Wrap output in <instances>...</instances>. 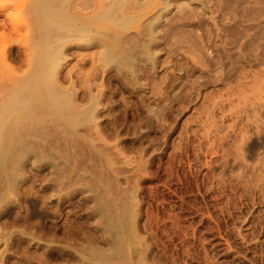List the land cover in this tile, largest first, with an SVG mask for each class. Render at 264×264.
<instances>
[{"label":"rangeland","instance_id":"1","mask_svg":"<svg viewBox=\"0 0 264 264\" xmlns=\"http://www.w3.org/2000/svg\"><path fill=\"white\" fill-rule=\"evenodd\" d=\"M164 21L166 46L142 86L98 81L102 136L87 181L60 188L51 168L27 166L0 212V264H94L122 233L134 251L108 264H264V0H177ZM22 55L9 65L26 70ZM67 58L65 83L80 89L93 65Z\"/></svg>","mask_w":264,"mask_h":264},{"label":"bare ground","instance_id":"2","mask_svg":"<svg viewBox=\"0 0 264 264\" xmlns=\"http://www.w3.org/2000/svg\"><path fill=\"white\" fill-rule=\"evenodd\" d=\"M10 1L12 0H0V3L6 2L4 6H0V212L8 207L12 193L26 181L29 164L33 165V171L51 168L54 177L52 180L59 182L58 187L65 183H77L78 186V183L87 181V174L94 171L91 168L96 162H93L95 152L92 154L95 142L93 134L96 132L97 136H102L99 129L101 126L98 124L99 109L107 87L103 81H98L104 75L114 73L113 76L121 78L125 87L142 86V78L155 71L156 61L160 56L155 49L168 39V33L163 28L167 21L164 19L168 11H171L172 2L177 0H16V4H10ZM15 42L20 46L15 53L16 57L20 58V54L27 53L26 59L23 58L26 64L20 59L26 65V70L19 67L14 69L9 65L10 59L15 57L12 54L16 51L12 47ZM173 42L175 44L177 40ZM90 47L98 49L95 54L81 52ZM69 51L72 52L68 54ZM72 56L79 57L83 66L93 65L90 73L83 75L85 77L80 87L82 91L77 88L78 83L66 85L68 77L64 78L62 75L68 64L67 57ZM94 89L97 90L96 93ZM101 165H98L99 168ZM75 175L77 178H74ZM84 186L85 190L88 186ZM103 206L100 205L99 215L106 216ZM128 214L124 222L131 218V214ZM119 226L120 232L126 230L125 226ZM129 229L133 232L134 227ZM120 236H117L119 241L114 238L120 248L116 246V250L109 252L111 254H106L105 251L100 256L98 254V257L93 256L99 264L112 263L114 258H118L116 255L121 254L119 251L126 249L130 237L127 240L123 233ZM115 243L110 246L115 247ZM131 244H128L129 252L132 250L129 247ZM129 252L125 253L130 254ZM90 263L93 264V261Z\"/></svg>","mask_w":264,"mask_h":264}]
</instances>
